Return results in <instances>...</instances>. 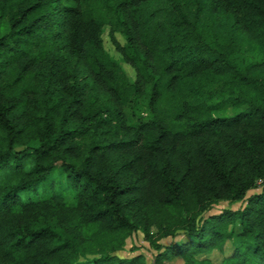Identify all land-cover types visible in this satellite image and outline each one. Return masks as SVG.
<instances>
[{
	"label": "trees",
	"instance_id": "trees-1",
	"mask_svg": "<svg viewBox=\"0 0 264 264\" xmlns=\"http://www.w3.org/2000/svg\"><path fill=\"white\" fill-rule=\"evenodd\" d=\"M139 231L264 264V0H0V264H147Z\"/></svg>",
	"mask_w": 264,
	"mask_h": 264
},
{
	"label": "rangeland",
	"instance_id": "rangeland-1",
	"mask_svg": "<svg viewBox=\"0 0 264 264\" xmlns=\"http://www.w3.org/2000/svg\"><path fill=\"white\" fill-rule=\"evenodd\" d=\"M120 41L123 42V39L121 37H119ZM105 47L107 49V51L111 54L114 55L115 57H117L113 46L111 45L110 41L108 40L107 37H105ZM125 69L127 70V72L131 75H133V71L130 67L125 66ZM258 192V190H253L251 192H249V195L252 193H256ZM30 196L27 193L23 194V198L26 200L27 198H29ZM243 206V203H232V202H221L218 205H216L214 207V209L210 212V214H214V213H219L223 210H227V209H231V210H237L239 208H241ZM181 238H179L180 240ZM174 239L171 238H167V239H163L161 240V243L164 245H168L170 244ZM177 240V239H176ZM231 252V247L230 245L227 246V252L226 254ZM138 254H142L145 259L147 264H152L154 256L156 255V251L153 249V247L149 244L148 241L145 240L143 234L139 231L134 233L126 242L125 246L123 247L122 250L116 252V255L122 258H131L135 255ZM213 262L217 263L219 262L223 255L218 253V252H214L212 254H210L208 256ZM174 264H183V261L181 259H175L173 260Z\"/></svg>",
	"mask_w": 264,
	"mask_h": 264
}]
</instances>
